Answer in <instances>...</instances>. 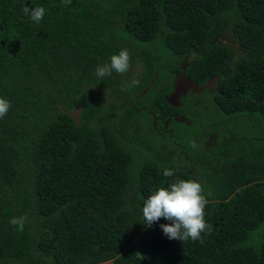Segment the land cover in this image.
Returning a JSON list of instances; mask_svg holds the SVG:
<instances>
[{
  "label": "trees",
  "instance_id": "1",
  "mask_svg": "<svg viewBox=\"0 0 264 264\" xmlns=\"http://www.w3.org/2000/svg\"><path fill=\"white\" fill-rule=\"evenodd\" d=\"M158 40L189 54L195 81L220 76L214 100L234 135L191 156L195 174L129 135L127 105L99 98L117 73L100 78L97 65L137 44L154 60ZM0 97L11 105L0 118V264H264V0H0ZM177 179L203 187L202 243L143 218L144 200ZM13 217H26L23 231Z\"/></svg>",
  "mask_w": 264,
  "mask_h": 264
},
{
  "label": "flooded vegetation",
  "instance_id": "2",
  "mask_svg": "<svg viewBox=\"0 0 264 264\" xmlns=\"http://www.w3.org/2000/svg\"><path fill=\"white\" fill-rule=\"evenodd\" d=\"M137 46L130 55L129 72L125 75L117 73L111 89L102 95L103 99L120 104L121 113L123 105H127L130 128L143 129L165 156L171 154L169 148L175 151L173 159L180 160L189 173L195 174L197 171L192 165L195 161L191 156H197V153L191 152L189 141L195 142L193 148H197L198 154L210 156L227 137L234 135L231 126L220 117V107L214 100L213 91L218 89L220 76L199 83L188 75L189 54L178 56L165 49L168 54H159L150 45L154 60H147L142 55L146 46ZM133 79L139 81L135 86L131 84ZM107 101H102L104 109L108 107ZM177 128H182L184 143L178 140ZM190 164L193 171L188 169Z\"/></svg>",
  "mask_w": 264,
  "mask_h": 264
},
{
  "label": "clouds",
  "instance_id": "3",
  "mask_svg": "<svg viewBox=\"0 0 264 264\" xmlns=\"http://www.w3.org/2000/svg\"><path fill=\"white\" fill-rule=\"evenodd\" d=\"M64 6L71 4V0H61ZM25 15L30 16L31 20L39 23L44 15L43 7H27L23 9ZM130 55L126 49H121L118 54L110 57V63L97 65L95 74L103 78L110 76L113 71L125 75L130 70ZM139 81L133 79L132 86ZM10 102L0 97V118L6 116ZM192 147H196L195 142H191ZM165 177H172L174 172L165 169ZM208 201L203 194L202 185L193 179H177L168 187H159L148 196L142 207L143 218L146 225L151 226L161 218L170 223L161 224L163 233L169 238L179 241L191 240L193 242H203L201 233L211 232V225L205 221V206ZM26 217H13L10 223L17 227L19 231L24 230Z\"/></svg>",
  "mask_w": 264,
  "mask_h": 264
},
{
  "label": "rangeland",
  "instance_id": "4",
  "mask_svg": "<svg viewBox=\"0 0 264 264\" xmlns=\"http://www.w3.org/2000/svg\"><path fill=\"white\" fill-rule=\"evenodd\" d=\"M224 38H226L225 36H224ZM229 39V38H228ZM159 42H160V40H158ZM151 49L153 50V51H155V53H159V54H168V53H166L165 52V50H164V47L162 46V44H161V42H160V44L158 43L157 45H151ZM165 63V62H164ZM161 76H164V73H161ZM99 98L102 100V101H107L106 99L104 100L102 97H101V95L99 96ZM107 104H108V101H107ZM108 107H109V104H108ZM78 111V110H77ZM205 119H203L202 121H204ZM129 127H130V125H129ZM138 132V133H137ZM176 133H177V135L178 134H180V136H179V138H178V140H182V142L184 143L185 142V138H184V136H183V132H182V128H177V131H176ZM131 137H135L136 136V138H137V140L138 141H140V142H142V141H144V140H146V139H149V137H146V135H145V132H144V130L142 129V130H138V131H135L134 129H132V128H130V134H129ZM191 136V135H190ZM190 136H189V139H190ZM188 138V137H187ZM191 139H193V137L191 138ZM148 141H152V142H154V139L153 138H150ZM191 141L192 140H190L189 142H190V144H191ZM145 142V145H149L150 144V142L149 143H147V141H144ZM192 146V145H191ZM155 148H158V149H160L158 146L157 147H155ZM191 149V152H194V153H197L198 154V150H197V148H190ZM138 154V153H137ZM200 154V153H199ZM202 154H204V153H202ZM194 155V154H193ZM188 169L189 170H192V166H191V164H190V166H188ZM195 170L197 171V169L195 168ZM193 171V170H192ZM107 263H110V262H107Z\"/></svg>",
  "mask_w": 264,
  "mask_h": 264
}]
</instances>
